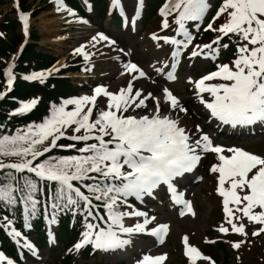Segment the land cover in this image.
Returning <instances> with one entry per match:
<instances>
[{
	"label": "snow or ice",
	"instance_id": "snow-or-ice-1",
	"mask_svg": "<svg viewBox=\"0 0 264 264\" xmlns=\"http://www.w3.org/2000/svg\"><path fill=\"white\" fill-rule=\"evenodd\" d=\"M112 3L113 7L119 8L123 14L121 0H112ZM57 4L62 8L63 0H57ZM208 8V0H169V3L161 9V15L165 16L163 27L169 26L166 17L173 11L178 12L175 21L179 25L178 34H182L185 39L177 40L169 37L162 39L186 48L191 43L192 36L185 29V22L201 20ZM69 13L74 15L71 10ZM224 13L228 15L226 23L218 29H213L210 23L206 30L218 31L224 36L235 34L247 43L238 46L239 55L232 66L218 65L217 71L195 81V88L198 94L206 92L213 97L211 101L201 97V103L210 110L212 117L225 124L236 126L264 122V0H224L217 18ZM20 19L23 21L27 35L29 17L21 13ZM92 39L97 42L115 43L103 34ZM153 39L160 37L153 36ZM220 39L222 37H217L211 44L196 46L200 50H194L191 56L204 55L214 59L219 53V48H214L213 45H219ZM223 47L226 48L227 45ZM205 49L208 51L205 52ZM76 52L83 54L85 60L89 59L83 47L77 48ZM173 55L175 57L177 53ZM125 67L129 73L136 72L139 73V77L145 76L136 64L130 63ZM6 75L10 91L14 80L11 67ZM44 76V73H34L25 79L43 80ZM173 78L169 74V79ZM216 79L224 83H206ZM94 91L93 96L69 99L60 107L54 106L51 116L40 124L30 125L25 131L18 130L12 136L0 137V156L21 158L18 163L0 162V173L5 169L14 170L4 173L3 180H0V204L15 206L20 203L26 213L30 216L34 215L40 203L37 194L44 192V187L38 182H46L49 189L48 199L52 201L53 209L79 205L83 202L87 209V217L96 221L86 223L83 239L75 245L77 250L87 244L105 251L122 249L132 242L130 238L125 237L138 233H148L161 239L162 242L168 225L160 224L149 229L148 225L155 220V217L149 218L146 212L137 210L121 211L120 207L127 203L128 197L134 196L140 199L144 195H151L153 189L160 184H167L175 196L172 181L196 167L201 159L198 154L200 150L217 153L221 161L212 168V171L219 172L218 192L224 198V211L231 230L245 234L243 224L237 226L233 223L234 211L229 207L230 203L243 204L242 208L238 207L236 210L242 212L249 221L264 225V158L235 148L227 150L233 153L231 156H225L222 154L225 150L214 146L206 134L192 141L186 129L180 126L178 119L161 115L158 98L153 97L151 93L142 97L140 90L133 95L131 82L126 89H121L117 94L108 92L103 86L95 88ZM3 95L0 94V98H3ZM100 95L109 97L108 110L99 112L97 118L91 120L93 107ZM149 98L156 100V108L151 116L123 115L130 107H147L145 101ZM164 98L171 109L187 111L168 89H164ZM36 103V100L24 103L18 112L30 111ZM89 104L92 107H87L85 111V107ZM67 105H75L74 110L66 111ZM73 125H75L72 129L73 133H80L83 130V134H73L66 138L85 142V146L77 150L80 155L49 156L36 162L53 148H75L74 144L64 146L57 143L66 136V129ZM49 140L51 143L44 146ZM90 140L96 142L87 143ZM14 173L31 175L18 176ZM85 181L92 183H84ZM226 181L230 183L227 190L224 187ZM73 182H79L81 187L93 195L91 197L86 195L81 187L75 186ZM52 184L56 185L54 190L51 188ZM238 189L248 191L241 196ZM93 199L101 202L106 210V218L100 215L99 211L94 214L93 208L99 209L101 205H93ZM175 199L180 202L179 196H175ZM185 204L191 211L190 204L187 202ZM257 207L261 209L258 213L253 211ZM126 217H144V219L143 222H137L133 226H126L124 222ZM52 222H55V215L52 216ZM102 224L104 226H101ZM7 225L11 227L12 221L7 220ZM219 231L227 233L229 229L221 226ZM260 232H264V228H261ZM11 234L17 238L21 237V233L15 228H11ZM258 234V232L253 233V235ZM184 242L186 254L190 256L192 264H195L197 259H210L202 257L195 247L188 246L187 237L184 238ZM25 246L32 247L26 241ZM233 246L239 248L240 244ZM165 259V255H145L138 264H163ZM4 262L5 257L0 254V264ZM7 264H13V261L7 260Z\"/></svg>",
	"mask_w": 264,
	"mask_h": 264
},
{
	"label": "rangeland",
	"instance_id": "rangeland-1",
	"mask_svg": "<svg viewBox=\"0 0 264 264\" xmlns=\"http://www.w3.org/2000/svg\"><path fill=\"white\" fill-rule=\"evenodd\" d=\"M16 1L18 6H16ZM23 1L0 0V23L6 18H12L16 22L17 11L25 10L23 14L29 17L28 33L30 38L27 42L33 41L31 39L32 34L38 35L37 48L54 54L57 57V62L50 68H36L29 73L23 70L19 71L18 64H16L19 52H15L19 44L17 43L14 46L15 48L10 49L13 33L0 29V69L2 72L5 66L9 64L12 65V71L16 75V79L17 76L44 73V80L58 75L59 72H63L64 77H68L72 83V89H68L65 94L61 95L63 96L61 104L69 99L93 96L95 88L99 86H103L110 93L117 94L121 89H126L129 82H131L133 95L137 90H140L142 97L151 93L153 97L158 98L161 115H171L174 119H178L180 126L186 129L192 141L206 134L214 146H219L225 150L222 153L225 156H231L233 153L227 150L235 148L264 158V122L236 126L223 123L212 117L210 110L201 103V97L207 101H211L213 97L206 92L198 94L194 85V82L200 80L203 76L217 71L218 65L228 64L232 66L233 61L239 55L237 52L238 46L247 43L235 34L224 36L218 31L206 30L210 23L213 29H218L227 22V13L217 18V13L224 0H221V2L219 0H208L209 8L201 20L185 22V29L192 36V41L186 48L183 45L177 46L162 39L163 37L177 40L185 39L182 34H178L179 25L175 22L178 12H171L166 17L169 26L167 28L163 27L165 16L161 15V9L164 8L165 4L169 3V0H160L157 3H155V0H141L140 10L135 9L136 0H122L130 21L126 25L122 24L116 13L112 14V0H105L109 3V10L108 14H104L103 18H101L97 7V4L98 6L100 4L99 2L80 0L86 12L89 13V18L86 19L78 11L68 7L66 3H63V7L60 8L57 0H28L26 7H21ZM104 6L106 7L107 5L104 4ZM151 9H153V12L150 11ZM36 10H38V14L33 16ZM69 10L74 15L70 14ZM83 21H86V23ZM20 30L21 26L18 24L17 31L20 32ZM78 31L83 32L78 34ZM99 34H104L115 43L109 44L108 41H94L92 38L98 37ZM153 36L160 37V39H153ZM217 37H222V39H220L219 45H213L214 48H219V53L214 59L204 55L191 56L194 50H200L196 46L202 47L203 45L211 44ZM222 40L226 41L222 42ZM224 43H229L230 45L225 48L223 47ZM81 47L88 53L89 59L85 60L83 54L76 52V49ZM225 50H228V53L232 51L235 53L234 55H223ZM204 51L207 52L208 50L205 49ZM174 53H177L175 57ZM130 63L144 68L148 75L139 77L136 72L129 73L125 66ZM173 63L178 65V71L177 75L170 80L167 77V72ZM157 69H162V71L157 74ZM133 77L136 78L134 79ZM34 81L41 80L35 79ZM206 83L217 84L224 83V81L216 79L206 81ZM167 88H171L173 93L179 97L180 105L187 110L186 112L171 109L169 103L163 99V90ZM5 89L6 83L4 82L2 85L0 84V93ZM32 100H36L37 103L30 111L25 113L18 112L22 104ZM39 102L41 103L42 101L37 96H33L28 101L16 102L15 108L8 111L9 117L11 120L24 123L25 120L23 118L34 112L39 106ZM108 103L109 97L100 95L97 97L94 107L99 112L106 111L108 110ZM145 103L147 107H130L123 115L150 116L151 112H154V108H156V100L149 98ZM44 106L47 109L49 108L48 101L45 102ZM87 107H92V105H87L85 111H87ZM74 108L75 105H67L66 111L74 110ZM96 118L97 116H91V120ZM36 124L40 123H35L34 125ZM197 126H199V131H197ZM18 127L23 128V125L20 124ZM72 127L74 128L75 125ZM72 127H70V130L73 129ZM71 134L77 133L69 131V128L66 129V136L57 141L58 145L66 146L63 142L72 141L66 138ZM50 143L51 140L46 141L44 146H48ZM52 152H55L58 157L73 153L66 147H56L51 152L46 153V155ZM198 154L201 159L193 169L196 174L202 170V164L205 161L208 164L206 159L208 153L198 150ZM7 163L10 162L7 161ZM220 163L218 154L214 153L210 158L208 174L205 178L207 181H199L200 183L197 185H192L190 182L191 176H186L183 180V182H186V193L194 201L193 208L189 212L178 215L177 208L170 205L166 207L162 205L159 196L164 197L165 193L161 184L153 189L151 195H144L140 198L143 199L142 205H130L128 201L126 204L121 205V211L131 212L137 210L146 212L149 218L155 217V220L148 225L149 229L154 228L161 221L168 225L167 240L164 243L156 244L152 238L144 237V233H138L141 236L125 237L131 239V244L122 249L111 251V255H109L108 251L104 254L103 250L99 249L98 253L93 255V257L81 256L79 252L75 255L76 251L73 246L66 248L62 255L70 257L77 264H138L135 258H140L141 260L145 255H165L166 259L163 264H192V260L189 263H185L186 245L184 238L187 237L188 246L201 249L202 257L210 258L208 260L197 259L195 264H264V238L255 240L251 238L252 242L250 241L249 233L253 232L251 230L252 221H249V219L245 221L243 214L240 215L236 210L238 207H242L243 204H229V207L234 211L233 223H236L237 226L240 224L245 226V234L234 236V232L224 237L223 244L229 249L230 259H223L219 247L213 244L216 242L214 238H216L218 233L213 232L211 226L213 225L216 228L220 223L227 226L230 225L227 223L228 217L224 211V198L218 192L219 172L212 171V168ZM205 182H207L206 186ZM188 183L189 185L187 186ZM224 187L227 190L230 187V183L226 181ZM237 191L243 196L248 190L241 191L238 189ZM151 200H153L154 205H152ZM164 203L166 204L165 201ZM149 207L153 209L151 210ZM253 211L258 213L257 208L253 209ZM143 219L144 217H126L124 222L126 226H133L137 222H143ZM207 229L211 230L206 233ZM255 232H260V230ZM16 239L24 247V251H27V254L21 259L23 264H54V259L58 255L59 249L62 248L61 244L54 243L52 245L55 248L51 250H47V248L36 250L30 239L26 237H16ZM25 241L31 244L32 247H26ZM237 243L240 244L239 248L233 246ZM216 250L219 253L215 252ZM215 253L216 257L213 255ZM122 254L125 257H122ZM5 263L7 264V262Z\"/></svg>",
	"mask_w": 264,
	"mask_h": 264
},
{
	"label": "trees",
	"instance_id": "trees-1",
	"mask_svg": "<svg viewBox=\"0 0 264 264\" xmlns=\"http://www.w3.org/2000/svg\"><path fill=\"white\" fill-rule=\"evenodd\" d=\"M95 2H99L101 8H99L100 15H103V0H94ZM160 0H155V3L159 2ZM28 0H24L21 4L22 6L27 5ZM67 2L74 8L83 12L81 8L79 0H67ZM150 11L153 12V9ZM38 14V10H36L33 16ZM0 29L5 31H10L13 33L11 46L10 49L15 48L14 46L17 45L22 40L21 33L18 32V23L17 21H13L12 18H6L0 23ZM33 41L30 43H26L23 47L22 53L19 54L17 57L16 64H18V70H23L24 72H32L36 68H48L55 63L57 57L50 53L43 50H39L37 48V40L38 35L32 34ZM227 54H229L227 52ZM60 74L63 72H59ZM26 76H17V79L14 83L13 90L10 94H8L4 99H2L0 103V137L5 135L12 136L17 133L18 130L25 131L27 130L28 126L34 125L35 123H42L46 118L51 116L53 107H60L62 104L63 94L68 89H72V83L66 77L61 76H53L48 79H44L41 81H31L29 79H25ZM4 83L3 72L0 69V84ZM33 96L39 97L41 99V103H38V107L34 112H32L29 116L23 118L25 120L24 123L20 121L11 120L9 117L8 111L10 109L15 108V103L20 101H28ZM48 101L49 108L47 109L44 104ZM60 103V104H59ZM99 111L97 108H94L92 116H98ZM23 125V128L18 127V125ZM73 128V127H72ZM69 131L73 132V130L69 128ZM80 133H83L81 130ZM79 134V133H77ZM72 135V134H71ZM87 143H95V141H90ZM63 144L71 145L74 144L75 148H68L66 149L73 151L72 154H68L61 157L73 156V155H80L77 151L79 148L85 146V142H76V141H69L63 142ZM49 156L58 157L55 152H52L48 155L40 157L38 161H42L43 159L48 158ZM20 157H4L0 156V162L7 164L8 162L18 163L20 162ZM8 171L14 170H7L5 169L3 173H0V180H3L4 173ZM16 174V173H14ZM20 175H31V174H16ZM95 175V174H92ZM33 179H36L32 176ZM44 187L43 194H37V199L40 201L39 205L37 206V210L34 215H29L24 211V207L22 204L18 203L15 206H5L0 204V249L6 251L10 256H15V250L12 248L10 235L11 228H15L17 231H21L26 233V229L24 224L28 223L32 227V231L36 233V242L37 245L43 247L46 242V234L45 228L43 225L44 217L48 216L49 220L52 222V216L55 215V222L52 224L57 226V236L60 241L63 242V245H68L74 237L77 236L78 231L80 230L81 223L84 221H88L89 219L85 216L86 211L83 209V202L79 205H72V206H62L60 208L53 209L51 207L52 201L48 199V186L46 182H38ZM75 184H81L79 182H73ZM84 183H92V181H85ZM56 187L55 184L51 185V188L54 190ZM85 193H87L90 197L93 195L92 193L87 192L86 189L81 187ZM97 205H101L100 201H96L93 199ZM45 209V210H44ZM12 221L11 227L7 225V220ZM87 219V220H86ZM219 250L223 255V259H230L229 249L224 244H219ZM216 248V247H215ZM215 252L219 253L218 250ZM61 252L59 255L56 256L54 259V264H77L73 263L72 259L68 256L60 257ZM216 257V253L213 254ZM16 258V257H15Z\"/></svg>",
	"mask_w": 264,
	"mask_h": 264
},
{
	"label": "bare ground",
	"instance_id": "bare-ground-1",
	"mask_svg": "<svg viewBox=\"0 0 264 264\" xmlns=\"http://www.w3.org/2000/svg\"><path fill=\"white\" fill-rule=\"evenodd\" d=\"M64 8H66V7H64ZM56 10H57V9H56ZM59 10H60V9H59ZM60 11H61V10H60ZM56 24H57V22H56ZM83 28H87V27H83ZM56 30H57V29H56ZM84 31H85V30H84ZM82 32H83V31H78L77 33H78V34H81ZM62 39H63V38H62ZM60 43H61V42H60ZM60 43H59V45H60ZM56 62H57V61H56ZM56 62H55V63H56ZM60 62H61V60H60ZM55 63H54V64H55ZM162 96H163V98H164V95H162ZM154 110H155V108H154ZM152 114H153V112H151V115H152ZM151 115H150V116H151ZM135 116L138 117V115H135ZM170 117H171V116H170Z\"/></svg>",
	"mask_w": 264,
	"mask_h": 264
}]
</instances>
